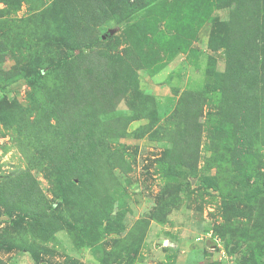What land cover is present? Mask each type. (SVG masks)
I'll return each instance as SVG.
<instances>
[{"label": "rangeland", "instance_id": "rangeland-1", "mask_svg": "<svg viewBox=\"0 0 264 264\" xmlns=\"http://www.w3.org/2000/svg\"><path fill=\"white\" fill-rule=\"evenodd\" d=\"M237 1L134 0L116 12L104 0L0 1V101L29 119L57 103L49 78L28 79L62 57L47 45L61 21L64 33L101 38L96 57L77 50L89 80L99 58L130 80L102 117L119 137L96 160L86 201L60 197L43 139L21 134L19 113L0 121V264H264V128L239 149L221 113L225 46L258 15Z\"/></svg>", "mask_w": 264, "mask_h": 264}, {"label": "trees", "instance_id": "trees-1", "mask_svg": "<svg viewBox=\"0 0 264 264\" xmlns=\"http://www.w3.org/2000/svg\"><path fill=\"white\" fill-rule=\"evenodd\" d=\"M0 1L11 8L19 7L22 2V0ZM104 1L112 3L114 12L125 9V6H131L134 2V0ZM246 2L255 8L258 19L264 17V0H238L235 11L240 12L243 8L247 12ZM67 16L68 14L63 15L65 18ZM257 18L255 22L250 18V21L243 20L240 37L225 46L226 68L220 87L221 96L224 98L221 113L223 118L228 114L235 122L238 134L236 143L239 149L240 147L245 149L242 146L250 142L248 141L250 133L256 134L259 127L264 128V61L259 57V53L261 54V50L264 49V29L258 24ZM67 23L70 27V23L66 20L58 24L47 44L60 50L62 57L43 70L32 74L28 79L29 85L34 87L41 84L43 79L49 78L53 85V88L50 87V94L51 97L56 96L57 103L49 110L39 106L41 115L36 114L33 119H29V114L19 108H11L10 103L3 100L0 101V121L3 123L5 120L9 121V117L6 116L11 112L19 113L17 118H21V121L16 122L21 134L27 139H43L42 146L49 156V166L59 175L58 178L52 175V178L55 180L58 194H61L60 197L62 198L68 191L76 201L82 202L86 201L83 197L86 193L83 191L93 189L95 175L100 171L101 164L96 160L109 148V144L119 137L115 129L116 121H104L102 117L110 113L113 104L123 98L125 92H122L121 86L124 85L125 80L130 84V80L123 75L119 81L115 74H108L110 69L108 67L104 69V65L109 62L107 58L102 61L99 58L93 65L92 80L81 73L85 61L79 60L80 65H78L77 50L88 49L94 58L96 56L92 53L100 44L101 38L90 36L85 39L77 33L72 34L69 31L64 33L62 28ZM71 30L74 31L72 28ZM248 44L251 46L250 55H246ZM115 70L123 73L129 71L122 65ZM133 81L137 83L136 77ZM133 89L134 93L137 92L136 86ZM73 171H78L77 178L83 177L78 179L77 184L64 180L65 176L72 174ZM30 227L34 229L32 225ZM38 230L49 236L44 225L41 224ZM5 248L10 249V247Z\"/></svg>", "mask_w": 264, "mask_h": 264}]
</instances>
